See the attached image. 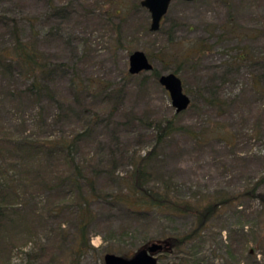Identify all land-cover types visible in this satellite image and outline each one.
<instances>
[{"label": "rangeland", "instance_id": "1", "mask_svg": "<svg viewBox=\"0 0 264 264\" xmlns=\"http://www.w3.org/2000/svg\"><path fill=\"white\" fill-rule=\"evenodd\" d=\"M138 1L0 0V14L16 20L19 35L34 41L50 67L41 81L47 93L36 94L29 79L0 67V166L30 204L55 202L34 183L48 161L15 163L20 155L8 138L69 137L92 117L75 158L98 170L99 193L124 190L121 177L140 160L149 186L167 183L171 195L191 203L225 199L182 246L157 252V264H264V205L253 195L264 192V0H171L156 31ZM11 41L9 23L0 24V48ZM133 50L143 51L159 75L180 79L185 109L175 112L150 70L128 74ZM72 82L87 87L77 93L83 105ZM107 89L117 94L105 95ZM167 119L169 129L156 142V125ZM91 209V248L80 264H102L106 252L127 253L190 232L196 222L193 213L167 211L136 218L103 200ZM28 222L0 232V264L28 263L25 252L38 243L45 250L31 264H61L71 242L46 238L47 229L60 224L73 232V217L63 212Z\"/></svg>", "mask_w": 264, "mask_h": 264}, {"label": "trees", "instance_id": "2", "mask_svg": "<svg viewBox=\"0 0 264 264\" xmlns=\"http://www.w3.org/2000/svg\"><path fill=\"white\" fill-rule=\"evenodd\" d=\"M8 23L12 41L9 45L0 48V67L8 72L15 69L23 79H29L27 89L31 92L35 94L47 93V86L41 81L50 74V67L45 61H42L39 51L35 49L34 41L23 39L19 35L16 20L0 14V24L6 25ZM150 72L151 76L157 80L159 74L153 68L150 69ZM71 86L75 101H78L77 93H80L81 90L88 91L85 85H79L76 82H72ZM104 89H101L99 94L105 92ZM116 94L117 90H108L105 93L108 96ZM76 103L79 106L83 105L79 101ZM79 109L85 114L83 109ZM67 112H71L69 107L66 108ZM91 118L86 120L87 124L81 130L74 132L69 137L43 141L21 137L15 142L14 139L8 138L14 143V153L20 155V161H15V163L20 165L22 160L28 158L48 161V164H45L43 168H38L35 171L38 181L34 183H37L46 192H50L52 198L57 199L55 202L47 200L41 207L30 204L27 199L22 198L23 194L19 192L20 187L14 183V177L8 174L9 170L0 166V232L7 233L14 224L26 228L31 217L42 220L43 217L55 219L63 212L70 214L74 220V231L68 232L60 224H57L47 229L46 238L58 239L60 243L69 240L71 243L61 264H80V259L91 248L87 239V226L95 217L94 210L91 209L92 202L103 200L107 205L115 206L127 215L136 218L147 217L151 211L193 213L196 217L194 229L181 235L166 236L159 239V242L162 243V249L166 246L173 248L182 246L192 236V233L205 225L207 219L224 202L225 199L222 198L201 199L200 202L191 203L171 195L167 183H164L162 187L149 186L147 181L150 178V173L145 170L143 162L140 160H137L132 169L124 177H121L124 190L99 193L95 187V177L98 170L92 167L87 169L85 161H76L75 158L81 141L90 132ZM169 124L170 119H167L164 125H156L158 128L156 142H159L166 134ZM5 140L6 137L0 138V143H5ZM67 195L72 197L67 199ZM253 195L260 199L264 205V192ZM26 233L27 236L24 235V241L21 245L30 237L31 233L29 231ZM144 244L146 243L144 242L134 250L119 255H130ZM48 246L52 245L48 243ZM44 250L45 247L38 243L36 244V251L30 249L25 252L28 259L26 264H31L30 261L37 258Z\"/></svg>", "mask_w": 264, "mask_h": 264}, {"label": "water", "instance_id": "3", "mask_svg": "<svg viewBox=\"0 0 264 264\" xmlns=\"http://www.w3.org/2000/svg\"><path fill=\"white\" fill-rule=\"evenodd\" d=\"M171 0H139V5L145 8L149 14L150 31L159 28L160 21L165 14ZM188 1V0H187ZM151 64L146 54L141 50H133L128 55L127 71L136 74L140 71L151 69ZM158 83L167 92L170 104L175 112L182 111L189 103V97L182 91L180 79L172 72L160 74ZM162 250V243L149 242L133 251L130 255H119L106 252L102 256V264H157L155 254Z\"/></svg>", "mask_w": 264, "mask_h": 264}]
</instances>
